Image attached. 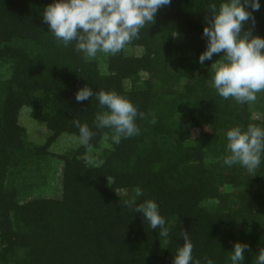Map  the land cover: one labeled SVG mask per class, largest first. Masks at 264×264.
<instances>
[{
  "label": "trees",
  "instance_id": "trees-1",
  "mask_svg": "<svg viewBox=\"0 0 264 264\" xmlns=\"http://www.w3.org/2000/svg\"><path fill=\"white\" fill-rule=\"evenodd\" d=\"M53 2L0 0V68L9 73L0 76V264H172L184 244L181 232L189 234L201 264L205 258L231 264L235 243L249 246L243 264H255L264 248V156L252 173L224 165L222 157L227 130L264 128V91L253 103L224 99L211 80L223 52L198 62L211 5L218 9L222 0H172L139 39L115 56L92 59L75 52V42L64 47L48 33L42 15ZM260 3L255 24L246 22L242 33L264 38ZM85 86L116 92L144 112L146 119L136 121L140 134L109 147L108 130L93 123L102 111L95 96L75 100ZM24 107L48 130L43 144L30 142L20 125ZM77 121L94 132L91 165L81 145L62 155L49 152L62 135L78 136ZM50 158L62 163L60 196L21 200V173L40 170ZM137 187L143 191L138 203L159 205L167 239L123 206Z\"/></svg>",
  "mask_w": 264,
  "mask_h": 264
},
{
  "label": "clouds",
  "instance_id": "clouds-1",
  "mask_svg": "<svg viewBox=\"0 0 264 264\" xmlns=\"http://www.w3.org/2000/svg\"><path fill=\"white\" fill-rule=\"evenodd\" d=\"M172 0H54L43 10L42 22L48 25L50 33L64 47L75 42L74 51L92 59L98 53L115 56L133 40L139 39L140 30L152 24L158 10L170 5ZM260 0H222L219 8L211 5V19L203 29L206 49L199 55L201 66L211 61L214 54L223 52L221 59L212 64V87L224 99L232 98L238 104L253 103L257 93L264 91V38L253 36L251 31L242 33L244 24L251 20L255 24L253 12L259 11ZM250 8L251 11L246 9ZM173 37H179L175 32ZM95 96L102 111L94 120L96 129H107L104 134L109 147L119 145L122 140L140 134L137 119H146L144 112L125 97L116 92L93 90L85 86L75 94L77 102L90 100ZM157 121L152 117L151 123ZM78 128V143L92 152L91 140L94 132L87 124L75 122ZM226 147L223 164L231 167L239 165L249 173L254 172L264 156V128L250 124L247 129L233 127L226 131ZM88 163H94L87 156ZM135 195L123 201V206L139 213L151 230L159 229L158 236L167 239L169 229L160 214L156 201L145 199L141 188ZM184 244L179 246L172 264H201L193 257V244L187 232H181ZM247 244L235 243L229 252L231 264H243ZM204 264H214L205 258ZM255 264H264V248H260Z\"/></svg>",
  "mask_w": 264,
  "mask_h": 264
},
{
  "label": "rangeland",
  "instance_id": "rangeland-1",
  "mask_svg": "<svg viewBox=\"0 0 264 264\" xmlns=\"http://www.w3.org/2000/svg\"><path fill=\"white\" fill-rule=\"evenodd\" d=\"M124 53L126 55H139L140 50L135 49H125ZM215 62H217L215 60ZM101 71L104 72V65L100 66ZM0 76L8 77L9 73L4 68H0ZM258 118V114H254ZM19 123L23 126L28 135V140L34 144L40 145L43 144L46 139L49 137V132L45 126L30 118V110L27 107H24L20 111ZM205 131H209V128L206 127ZM196 133L193 131V137ZM80 146L75 136L71 135H62L59 139L50 147L49 152L54 155H62L67 153L70 150L77 149ZM97 152L92 151L87 153V157L92 161L95 159ZM88 163V162H87ZM89 165L93 163H88ZM44 165V166H43ZM60 161L56 158H50L48 163L41 164L40 170H37L35 167L30 168L29 171H23L21 173L22 177H25V186H21L20 199L28 201L34 198H58L60 196V172H61ZM49 168V170L47 169ZM38 179H40L38 181Z\"/></svg>",
  "mask_w": 264,
  "mask_h": 264
}]
</instances>
